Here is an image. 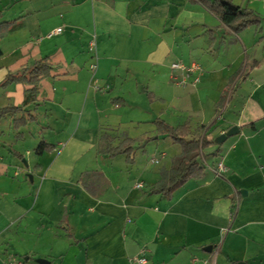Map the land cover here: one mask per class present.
<instances>
[{"label": "crops", "instance_id": "crops-1", "mask_svg": "<svg viewBox=\"0 0 264 264\" xmlns=\"http://www.w3.org/2000/svg\"><path fill=\"white\" fill-rule=\"evenodd\" d=\"M218 1L259 22L236 30L200 0H0V108H16L0 119V264H264V0ZM41 58L24 104L28 85L3 81ZM158 120L238 133L166 196L149 189L181 147ZM126 139L130 163L103 150Z\"/></svg>", "mask_w": 264, "mask_h": 264}, {"label": "trees", "instance_id": "trees-1", "mask_svg": "<svg viewBox=\"0 0 264 264\" xmlns=\"http://www.w3.org/2000/svg\"><path fill=\"white\" fill-rule=\"evenodd\" d=\"M205 7L210 10L220 13L221 19L224 23L232 25L236 30L249 25L257 24L259 17L252 10L240 8L235 6L236 10L229 9L226 5L221 4L218 0L209 2L208 0H200ZM8 22H2L1 25ZM14 26L11 27V29ZM0 49V55H1ZM51 63L47 58H41L37 60L31 67L24 68L20 72L8 73L2 85H6L10 82H22L28 85L25 91L24 104L32 100L37 92L38 82L50 75ZM15 110V107H3L0 108V119L9 111ZM18 109V108H17ZM18 127L24 125V118L16 120ZM158 128L164 131L173 142L178 143L181 147V153L174 159L173 164L169 170H164L161 174L160 181L153 185L149 192L160 193L166 196H170L177 188L182 186L190 178H199L203 175V162L201 156L203 149L213 141H207L205 138L206 132L213 125H202L199 127V135L187 139L189 134L188 124H182L178 127H172L162 120L156 121ZM52 146L40 141L35 148V153L40 154L44 150H49ZM110 155L123 153L126 155V161L128 163L133 161V149L131 146V140L126 139L117 145L106 144L103 147Z\"/></svg>", "mask_w": 264, "mask_h": 264}, {"label": "built area", "instance_id": "built-area-1", "mask_svg": "<svg viewBox=\"0 0 264 264\" xmlns=\"http://www.w3.org/2000/svg\"><path fill=\"white\" fill-rule=\"evenodd\" d=\"M60 28H56L54 31L50 32L49 34H47V36H51L55 33H58L60 32ZM89 51L91 52H94V49H95V42H94V39L91 40L89 42ZM97 68V64H96V61H93L90 65H89V69L91 72L95 71ZM171 69L174 70V71H180L181 72V77L178 78L177 77V74H174L172 75L173 79H176V82L181 84V85H186L188 84L189 82L193 85L197 84L199 82V75H200V66L195 63V62H192L190 64H183L181 62H174L171 64ZM190 77H192L191 81L189 80ZM224 170V165L222 164V162H218L216 164V172L217 174H221ZM140 186V185H138ZM144 250L142 249L141 250V254L138 255V256H135L134 257V260L136 262H139V263H144L146 262V258L143 254ZM216 253V251H215ZM3 264H24V261L22 259H19V260H14V261H10V262H6V263H3Z\"/></svg>", "mask_w": 264, "mask_h": 264}, {"label": "water", "instance_id": "water-1", "mask_svg": "<svg viewBox=\"0 0 264 264\" xmlns=\"http://www.w3.org/2000/svg\"><path fill=\"white\" fill-rule=\"evenodd\" d=\"M225 4L227 5V7L229 9H231L233 11L236 10L235 6L227 4V3H225ZM236 133H238V128L236 126H232L229 129H227L225 132H223V133L219 134L218 136H216L214 138L213 142L215 144L219 145V144L223 143L226 140V138H228V137H230V136H232V135H234ZM204 249L208 251V250H210V247H207V248H204ZM36 262L38 264H48V262L46 260H44V259H36Z\"/></svg>", "mask_w": 264, "mask_h": 264}, {"label": "rangeland", "instance_id": "rangeland-1", "mask_svg": "<svg viewBox=\"0 0 264 264\" xmlns=\"http://www.w3.org/2000/svg\"><path fill=\"white\" fill-rule=\"evenodd\" d=\"M4 121V120H3ZM23 169H27L25 166H22Z\"/></svg>", "mask_w": 264, "mask_h": 264}]
</instances>
